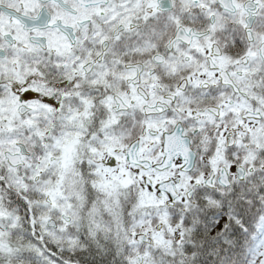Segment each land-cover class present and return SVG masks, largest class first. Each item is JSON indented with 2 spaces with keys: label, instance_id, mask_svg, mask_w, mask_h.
I'll return each mask as SVG.
<instances>
[{
  "label": "snow or ice",
  "instance_id": "obj_1",
  "mask_svg": "<svg viewBox=\"0 0 264 264\" xmlns=\"http://www.w3.org/2000/svg\"><path fill=\"white\" fill-rule=\"evenodd\" d=\"M0 264H264V0H0Z\"/></svg>",
  "mask_w": 264,
  "mask_h": 264
}]
</instances>
